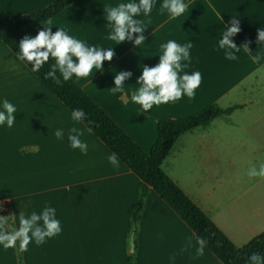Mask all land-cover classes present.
Instances as JSON below:
<instances>
[{
  "label": "crops",
  "instance_id": "0c3cea01",
  "mask_svg": "<svg viewBox=\"0 0 264 264\" xmlns=\"http://www.w3.org/2000/svg\"><path fill=\"white\" fill-rule=\"evenodd\" d=\"M55 1L0 0V6L17 18ZM126 2L78 0L26 31L35 36L43 28L53 33L65 28L89 45L114 47L102 71L73 79L147 153L159 139V119L188 118L213 105L233 109L183 133L162 170L242 247L264 232V178L248 176L250 168L264 164V60L261 65L251 60L252 55L264 56V44L258 43L264 0H186L188 10L175 20L161 12L163 0H156L151 15L139 17L146 25L142 50L134 44L137 34L118 45L106 39L110 26L105 6ZM233 16L240 31L230 39L240 52H234L237 60H228L218 41ZM169 40L193 43L185 71L201 72L202 83L194 99L184 96L144 112L131 99L140 87L136 82L143 66L159 63L160 45ZM124 72L131 73L124 81L126 95H113L115 75ZM0 99L17 107L14 126L0 128V216L10 221L11 231L19 227L20 212L27 217L49 205L62 226L61 234L43 245L31 243L23 252L24 264H128L141 180L120 159L119 169L112 167L107 157L113 152L83 122L74 124L71 111L1 39ZM73 126L85 132L87 156L67 142ZM57 129L66 134L63 142L55 138ZM134 236L136 264H170L173 254L175 264H223L205 244L204 254L197 257L201 240L152 188ZM0 264H19L16 247H0Z\"/></svg>",
  "mask_w": 264,
  "mask_h": 264
},
{
  "label": "clouds",
  "instance_id": "9594fccd",
  "mask_svg": "<svg viewBox=\"0 0 264 264\" xmlns=\"http://www.w3.org/2000/svg\"><path fill=\"white\" fill-rule=\"evenodd\" d=\"M156 0H128L116 6L107 5L105 11L106 19L110 26L107 40L115 42L116 45L133 40L134 44L142 50L146 37L143 33L146 25L139 17H149L153 11ZM186 0H163L161 12L167 11L170 20H175L183 16L188 10ZM222 22L221 14H217ZM230 21L231 27L224 26L220 34L218 46L224 50L225 58L237 60L238 56L234 52H240L238 47L230 38L240 31V21L236 16ZM258 43L264 44V28L258 32ZM193 43L179 44L175 40H169L160 45L159 63L154 67L143 66L141 76L137 82L140 87L132 94V101L139 105L142 111L148 112L154 106L175 103L184 96L194 99L196 89L202 83V74L199 71L188 73L185 71L191 64V48ZM99 47L95 44L89 45L87 42L69 35L65 28H58L53 33L51 28H43L37 35L26 37L20 43L18 59L28 62L34 71H39L50 59L54 63L50 65L45 78L51 77L57 84L61 81L56 77L58 71L64 81H69L73 77L86 79L95 70H103L104 61H111L114 56V47ZM246 51L252 53L249 47ZM254 64L261 65L264 56L252 55ZM131 73H118L114 78V86L111 87L113 95H126L124 81L129 79ZM17 107L7 99H0V128L11 129L16 122ZM70 119L74 124H80L86 119V114L82 109H75L71 112ZM63 129L55 131V138L63 142L65 140ZM85 132L73 126L67 132V142L71 149L79 150L80 154L88 155V143L82 139ZM114 169H119L120 160L113 153L107 157ZM248 176L264 178V164L259 169L252 167L248 171ZM19 227L9 230V221L6 217L0 216V247L3 249H13L19 242V249L22 252L28 251L31 243L40 246L48 239L61 234V221L57 218L56 208L46 205L39 213L33 211L27 217L20 212ZM200 246L196 250L197 257L204 254V242H199ZM186 250V249H185ZM175 254L169 256L170 264H175ZM251 264H264V255L253 253L249 256Z\"/></svg>",
  "mask_w": 264,
  "mask_h": 264
},
{
  "label": "trees",
  "instance_id": "16d2710c",
  "mask_svg": "<svg viewBox=\"0 0 264 264\" xmlns=\"http://www.w3.org/2000/svg\"><path fill=\"white\" fill-rule=\"evenodd\" d=\"M77 1L57 0L39 11L17 18L0 6V39L18 55L21 41L30 37L27 26L46 22ZM23 62L71 112L82 109L86 114L82 122L141 180L132 228L137 230V221L152 188L223 264H251L248 259L251 254L264 255V232L246 245L237 247L162 170L164 160L183 133L220 115L230 114L233 109L213 105L188 118L159 119V139L147 153L73 78L64 81L58 71L56 77L61 81L59 84L51 77L45 78L54 60L50 59L39 71H34L28 62ZM16 251L19 264H24L19 242ZM128 264H136L135 253L129 255Z\"/></svg>",
  "mask_w": 264,
  "mask_h": 264
},
{
  "label": "rangeland",
  "instance_id": "374dc122",
  "mask_svg": "<svg viewBox=\"0 0 264 264\" xmlns=\"http://www.w3.org/2000/svg\"><path fill=\"white\" fill-rule=\"evenodd\" d=\"M10 222V221H9ZM138 222V221H137ZM134 233H135V229L133 228V230H132V235H131V237H130V251L132 250V240H133V238H134V241H135V236H134ZM249 238H253V237H249ZM250 239V240H251ZM247 240V239H246ZM131 254H134L133 252H131Z\"/></svg>",
  "mask_w": 264,
  "mask_h": 264
},
{
  "label": "built area",
  "instance_id": "2783aa9c",
  "mask_svg": "<svg viewBox=\"0 0 264 264\" xmlns=\"http://www.w3.org/2000/svg\"><path fill=\"white\" fill-rule=\"evenodd\" d=\"M2 210H3L4 212L9 211V206H8V205H3V206H2Z\"/></svg>",
  "mask_w": 264,
  "mask_h": 264
},
{
  "label": "water",
  "instance_id": "95a60500",
  "mask_svg": "<svg viewBox=\"0 0 264 264\" xmlns=\"http://www.w3.org/2000/svg\"><path fill=\"white\" fill-rule=\"evenodd\" d=\"M134 251H135V241H134V238H133V240H132V250H131V252L134 253Z\"/></svg>",
  "mask_w": 264,
  "mask_h": 264
}]
</instances>
